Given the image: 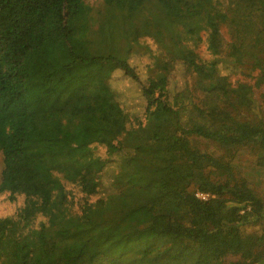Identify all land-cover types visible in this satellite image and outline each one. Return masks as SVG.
I'll use <instances>...</instances> for the list:
<instances>
[{"label":"trees","instance_id":"16d2710c","mask_svg":"<svg viewBox=\"0 0 264 264\" xmlns=\"http://www.w3.org/2000/svg\"><path fill=\"white\" fill-rule=\"evenodd\" d=\"M194 1L0 0V197L17 206L0 217V243L11 241V264H264V198L234 169L240 148L264 167V120L237 118L264 104V0L217 12L211 61L182 41L202 14ZM144 6L153 19L141 34L163 54L150 67L126 30ZM79 65L93 74L73 94L31 100ZM197 140L235 150L217 157Z\"/></svg>","mask_w":264,"mask_h":264},{"label":"rangeland","instance_id":"374dc122","mask_svg":"<svg viewBox=\"0 0 264 264\" xmlns=\"http://www.w3.org/2000/svg\"><path fill=\"white\" fill-rule=\"evenodd\" d=\"M103 0H86V4L94 8L102 7ZM228 0H195L197 3V9L202 12L198 19L186 21L188 26V31L183 32L182 41L186 42L192 46H196L201 57L205 61H211L213 58L207 50L206 40L212 36V25L216 20L217 12L220 10L223 12V7H227ZM153 19V13L150 7L144 6L141 9L140 19L132 20L127 23L126 30L131 38L137 35V41L142 45V50L145 51V56L141 59L142 63L146 67H150L149 55L162 57L163 54L154 44V42L141 34V30L146 29V22ZM184 29L185 26H184ZM221 32L227 39H231V35L228 33V29L223 26ZM191 33V34H190ZM249 31L247 28L242 30L241 39L244 43H249ZM221 58L231 61L229 57V50L226 47L224 53L220 56ZM90 68L79 65L70 71H65L55 77L46 85L36 86L30 91L31 100L39 105V107L46 106L50 103L52 99L57 96L67 97L73 94L76 89L80 88L87 77ZM90 73L89 75H92ZM224 83L230 85L228 79L223 80ZM238 119L241 122L248 123L252 126L258 125L261 120H264V104H260L255 107L253 111L240 112L237 114ZM195 148L198 152H207L215 155L217 157L223 156L228 152H233L235 146H227L225 144H219L214 142H206L203 140H197L195 143ZM247 148H240L238 150V155L234 163V169L238 174H242L248 181L249 186L254 189L258 194L264 198V167H260L255 164V155H251ZM1 158H0V172H1ZM233 206H228L224 210L225 215H229L232 211ZM17 210V206L9 203L7 197H0V217H6L13 215ZM17 257L14 254L11 241L7 240L0 243V264H11L17 261Z\"/></svg>","mask_w":264,"mask_h":264},{"label":"built area","instance_id":"2783aa9c","mask_svg":"<svg viewBox=\"0 0 264 264\" xmlns=\"http://www.w3.org/2000/svg\"><path fill=\"white\" fill-rule=\"evenodd\" d=\"M195 197L201 201L207 202V201H211L212 199H214L213 196L200 192V191H196L195 193Z\"/></svg>","mask_w":264,"mask_h":264}]
</instances>
